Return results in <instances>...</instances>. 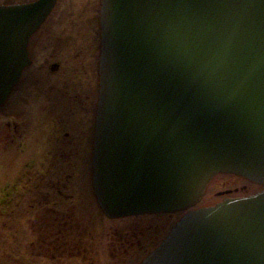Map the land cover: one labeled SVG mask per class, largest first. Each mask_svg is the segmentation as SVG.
Instances as JSON below:
<instances>
[{"label": "water", "instance_id": "water-1", "mask_svg": "<svg viewBox=\"0 0 264 264\" xmlns=\"http://www.w3.org/2000/svg\"><path fill=\"white\" fill-rule=\"evenodd\" d=\"M55 1L0 5V105ZM99 23L103 212L187 210L140 264H264V0H101ZM223 172L263 189L191 209Z\"/></svg>", "mask_w": 264, "mask_h": 264}, {"label": "flooded vegetation", "instance_id": "flooded-vegetation-1", "mask_svg": "<svg viewBox=\"0 0 264 264\" xmlns=\"http://www.w3.org/2000/svg\"><path fill=\"white\" fill-rule=\"evenodd\" d=\"M44 22L29 38L27 56L30 63L23 69L17 83L23 79V101L26 96L29 97L40 119L47 125L44 139L46 155L37 166L30 160L23 163V190H69L75 169H84L85 172L87 169L88 188L94 190L91 170L100 44L96 47L81 42L83 36L78 38L79 42L72 44L50 42L53 28L42 29ZM34 36L35 41L32 42ZM26 134L23 119V137L26 138ZM225 177H231L230 181ZM234 178L243 183L217 191L219 199L201 206L213 205L224 198L247 196L263 189L243 176L223 172L210 179L202 198L213 179L217 183L220 180V184L225 186L234 182ZM251 186L256 188L249 191ZM42 200L38 201L44 204L42 213L56 210L55 199L50 206L48 199ZM184 212H156L116 218L107 217L102 212L106 222L101 234L97 235L88 229L91 227L89 222L55 217L45 219L44 214L31 224L37 226L35 253L52 264H64L70 260L74 264H140L166 238ZM146 216L154 217L155 221ZM30 248H33L32 243Z\"/></svg>", "mask_w": 264, "mask_h": 264}, {"label": "rangeland", "instance_id": "rangeland-1", "mask_svg": "<svg viewBox=\"0 0 264 264\" xmlns=\"http://www.w3.org/2000/svg\"><path fill=\"white\" fill-rule=\"evenodd\" d=\"M26 1L31 0H0V4ZM99 10L100 0H56L42 29L53 28L55 35L50 39L53 43H77L78 38L83 36L84 40L81 42L97 47L100 44ZM25 99L23 101L22 79L0 105V264H52L35 253L37 226L31 224L37 218H42L46 213V217L53 214L59 220L79 219L89 222L92 228L88 229L93 235L101 234L106 219L97 205L93 190L88 188L87 169L86 172L84 169H75L69 190H23V163L30 160L37 166L38 161L46 155L44 139L47 130V125L40 119L33 101L27 96ZM23 119L27 128L26 138L23 137ZM230 179L231 177H225L227 181ZM236 180L224 186L220 184V180L217 183L213 179L196 206L216 201L220 197L217 191L243 183ZM255 188L251 186L249 191ZM44 198L48 199L49 206L54 199L57 201L55 211L42 213L44 204L38 201L41 202ZM145 218L155 221L152 216ZM31 243L33 248H30ZM70 261H65L64 264H74Z\"/></svg>", "mask_w": 264, "mask_h": 264}, {"label": "trees", "instance_id": "trees-1", "mask_svg": "<svg viewBox=\"0 0 264 264\" xmlns=\"http://www.w3.org/2000/svg\"><path fill=\"white\" fill-rule=\"evenodd\" d=\"M45 212H48V211H44V213H45ZM45 214H46V213H45ZM54 217H55V216H54L53 214H50V216H47V217L45 216V218H51V219L54 218Z\"/></svg>", "mask_w": 264, "mask_h": 264}]
</instances>
